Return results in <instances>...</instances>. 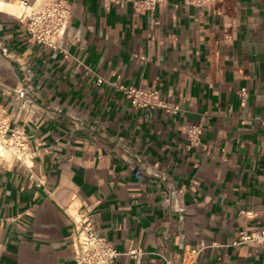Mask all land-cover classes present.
Returning <instances> with one entry per match:
<instances>
[{"label":"crops","instance_id":"obj_1","mask_svg":"<svg viewBox=\"0 0 264 264\" xmlns=\"http://www.w3.org/2000/svg\"><path fill=\"white\" fill-rule=\"evenodd\" d=\"M19 1L0 0V105L29 149L0 160V264H76L78 219L144 253L113 264H264V244H233L264 227V0H62L56 49L19 20L49 0Z\"/></svg>","mask_w":264,"mask_h":264},{"label":"built area","instance_id":"obj_2","mask_svg":"<svg viewBox=\"0 0 264 264\" xmlns=\"http://www.w3.org/2000/svg\"><path fill=\"white\" fill-rule=\"evenodd\" d=\"M115 1V0H114ZM164 0H135L134 7L140 11H153ZM217 0H182L188 6H211ZM19 7L25 10L26 0L19 1ZM71 10L69 5L62 0H49L37 9L22 14L19 20L24 25L29 37L37 44L56 49L63 38L70 20ZM122 88V87H121ZM125 96L131 105L137 108H162L172 112L178 111V106L169 105L161 99L154 90H146L138 87L123 88ZM245 89H241L244 94ZM25 90L18 91V97L23 98ZM202 132L199 124H191L186 131L187 140L191 145L199 143ZM28 139L26 134L12 126L11 118L5 107L0 105V160L10 157L19 163H25L28 155ZM253 243L264 244V227L258 230H241L233 244ZM74 261L76 264H113L121 254L140 260L143 252L129 247L124 251L116 249L107 241L93 224L87 219L75 220L73 232ZM196 254L197 250H193ZM168 264H171L167 262Z\"/></svg>","mask_w":264,"mask_h":264}]
</instances>
